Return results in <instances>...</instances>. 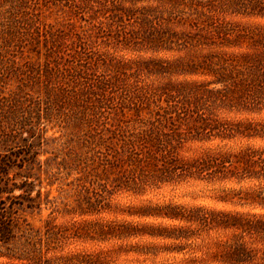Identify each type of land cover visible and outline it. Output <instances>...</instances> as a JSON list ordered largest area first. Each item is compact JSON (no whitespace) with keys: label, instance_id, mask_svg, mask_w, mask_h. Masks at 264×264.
I'll list each match as a JSON object with an SVG mask.
<instances>
[{"label":"rangeland","instance_id":"obj_1","mask_svg":"<svg viewBox=\"0 0 264 264\" xmlns=\"http://www.w3.org/2000/svg\"><path fill=\"white\" fill-rule=\"evenodd\" d=\"M0 167V264H264V0H0Z\"/></svg>","mask_w":264,"mask_h":264},{"label":"trees","instance_id":"obj_2","mask_svg":"<svg viewBox=\"0 0 264 264\" xmlns=\"http://www.w3.org/2000/svg\"><path fill=\"white\" fill-rule=\"evenodd\" d=\"M2 174V170H1V167H0V176ZM1 179H0V185H1ZM2 186V185H1ZM2 190V189H0ZM0 234L1 236H3L4 238H9L11 235H10V230H9V226H10V223L8 222L10 219L7 218L6 215H2V213L0 214Z\"/></svg>","mask_w":264,"mask_h":264}]
</instances>
